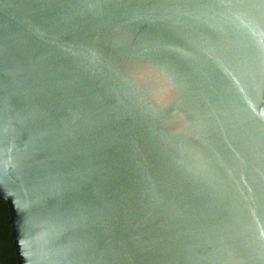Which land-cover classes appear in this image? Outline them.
I'll list each match as a JSON object with an SVG mask.
<instances>
[{"label": "water", "instance_id": "95a60500", "mask_svg": "<svg viewBox=\"0 0 264 264\" xmlns=\"http://www.w3.org/2000/svg\"><path fill=\"white\" fill-rule=\"evenodd\" d=\"M0 199L18 264H264V0H0Z\"/></svg>", "mask_w": 264, "mask_h": 264}, {"label": "flooded vegetation", "instance_id": "af4514ba", "mask_svg": "<svg viewBox=\"0 0 264 264\" xmlns=\"http://www.w3.org/2000/svg\"><path fill=\"white\" fill-rule=\"evenodd\" d=\"M7 203L0 199V264H18Z\"/></svg>", "mask_w": 264, "mask_h": 264}]
</instances>
